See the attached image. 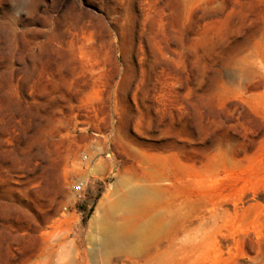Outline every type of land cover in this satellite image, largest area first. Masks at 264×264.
I'll list each match as a JSON object with an SVG mask.
<instances>
[{
    "label": "rangeland",
    "instance_id": "rangeland-1",
    "mask_svg": "<svg viewBox=\"0 0 264 264\" xmlns=\"http://www.w3.org/2000/svg\"><path fill=\"white\" fill-rule=\"evenodd\" d=\"M0 264H264V0H0Z\"/></svg>",
    "mask_w": 264,
    "mask_h": 264
},
{
    "label": "bare ground",
    "instance_id": "bare-ground-1",
    "mask_svg": "<svg viewBox=\"0 0 264 264\" xmlns=\"http://www.w3.org/2000/svg\"><path fill=\"white\" fill-rule=\"evenodd\" d=\"M102 239L105 246H108L111 242H113L116 247H119V243L122 241L123 237L114 235L112 237L105 236Z\"/></svg>",
    "mask_w": 264,
    "mask_h": 264
},
{
    "label": "built area",
    "instance_id": "built-area-1",
    "mask_svg": "<svg viewBox=\"0 0 264 264\" xmlns=\"http://www.w3.org/2000/svg\"><path fill=\"white\" fill-rule=\"evenodd\" d=\"M84 188H85L84 182L80 181L76 183V185L74 186V192L80 195L84 191Z\"/></svg>",
    "mask_w": 264,
    "mask_h": 264
},
{
    "label": "trees",
    "instance_id": "trees-1",
    "mask_svg": "<svg viewBox=\"0 0 264 264\" xmlns=\"http://www.w3.org/2000/svg\"><path fill=\"white\" fill-rule=\"evenodd\" d=\"M81 210H83V209H81ZM92 211H93V208H90L89 211H88V213H87V215H86V218H88L90 216V214H91Z\"/></svg>",
    "mask_w": 264,
    "mask_h": 264
}]
</instances>
